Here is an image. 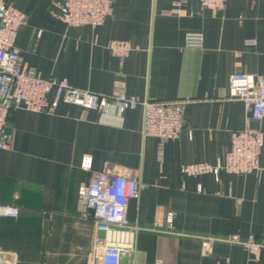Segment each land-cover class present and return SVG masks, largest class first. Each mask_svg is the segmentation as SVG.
<instances>
[{
  "label": "crops",
  "instance_id": "0c3cea01",
  "mask_svg": "<svg viewBox=\"0 0 264 264\" xmlns=\"http://www.w3.org/2000/svg\"><path fill=\"white\" fill-rule=\"evenodd\" d=\"M62 1L0 0L27 15L16 40L23 64L100 94L189 100L183 128L168 141L145 136L142 107L122 116L64 101L51 112L16 108L11 147L0 150V202L19 213L0 218V250L17 264H92L96 224L79 210V189L109 165L145 185L127 208L140 229L121 264H264V146L260 168L247 174L182 171L223 162L234 131H264V120L248 124L244 103L228 99L233 72L264 76V0H227L221 11L187 0L179 12L175 0H115L97 28L69 26ZM189 32L203 34L202 47L186 46ZM114 39L132 45L124 62L108 47ZM236 233L256 236L259 258L227 240Z\"/></svg>",
  "mask_w": 264,
  "mask_h": 264
},
{
  "label": "built area",
  "instance_id": "2783aa9c",
  "mask_svg": "<svg viewBox=\"0 0 264 264\" xmlns=\"http://www.w3.org/2000/svg\"><path fill=\"white\" fill-rule=\"evenodd\" d=\"M227 0H198L203 8L221 11ZM187 0H175V12H179ZM115 0H63L60 3L61 18L69 26L89 25L97 28L113 16ZM27 23V15L17 8L0 3V150L9 149L12 143L10 115L16 108L35 112H51L60 101L98 110L103 114L122 116L128 110L142 107L144 110L145 136L162 141L178 138L184 123V107L189 100H140L125 90L118 94H100L89 89L73 86L67 79H45L39 72L27 68L21 58L16 40L20 29ZM186 46L202 47L204 37L199 32H189ZM112 54L124 62L132 45L129 41L114 39L109 45ZM55 93L53 100L49 94ZM229 100L244 103L247 122L264 120V76L246 71L233 72L229 77ZM264 146V131L247 127L234 131L231 149L223 162L216 165L207 162L185 164L182 171L187 175L213 173L221 170L229 173L247 174L260 168V155ZM91 169V160L83 164ZM107 165L104 171H93L89 182L79 189V210L84 216L92 215L96 224L92 264H121L125 252L135 249L140 226L130 223L127 208L130 200L139 196L145 185L134 172H112ZM16 204L0 202V218L17 217ZM174 214L168 216V226L173 228ZM214 237L206 241L209 250ZM240 243L253 258H259L262 243L254 234L242 240L238 233L227 239ZM0 264H17V254L0 250ZM156 264H162L157 262Z\"/></svg>",
  "mask_w": 264,
  "mask_h": 264
}]
</instances>
